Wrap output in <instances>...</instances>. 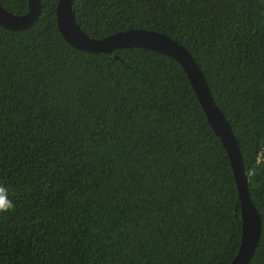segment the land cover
<instances>
[{"label": "trees", "instance_id": "1", "mask_svg": "<svg viewBox=\"0 0 264 264\" xmlns=\"http://www.w3.org/2000/svg\"><path fill=\"white\" fill-rule=\"evenodd\" d=\"M0 25V264H228L240 200L220 138L179 62L147 47L88 52L40 0ZM23 14L28 0H0ZM101 38L146 28L182 44L236 137L264 264V0H72Z\"/></svg>", "mask_w": 264, "mask_h": 264}, {"label": "water", "instance_id": "2", "mask_svg": "<svg viewBox=\"0 0 264 264\" xmlns=\"http://www.w3.org/2000/svg\"><path fill=\"white\" fill-rule=\"evenodd\" d=\"M56 23L64 39L73 47L88 52H110L125 47H147L174 58L185 71L214 133L228 156L236 184L241 214V235L238 250L228 264H247L252 257L261 234V217L254 206L248 190L242 155L232 128L216 104L208 82L190 52L168 35L146 28L125 31L94 38L82 30L72 9V0H58ZM41 10L40 0H28L23 14H14L0 3V25L6 29L20 30L30 27Z\"/></svg>", "mask_w": 264, "mask_h": 264}, {"label": "clouds", "instance_id": "3", "mask_svg": "<svg viewBox=\"0 0 264 264\" xmlns=\"http://www.w3.org/2000/svg\"><path fill=\"white\" fill-rule=\"evenodd\" d=\"M4 191V188L0 186V192ZM3 203H0V213L2 212H8L12 209H14L15 205L12 201H5L4 199Z\"/></svg>", "mask_w": 264, "mask_h": 264}, {"label": "built area", "instance_id": "4", "mask_svg": "<svg viewBox=\"0 0 264 264\" xmlns=\"http://www.w3.org/2000/svg\"><path fill=\"white\" fill-rule=\"evenodd\" d=\"M256 164H262L264 165V147H262L257 156H256Z\"/></svg>", "mask_w": 264, "mask_h": 264}, {"label": "snow or ice", "instance_id": "5", "mask_svg": "<svg viewBox=\"0 0 264 264\" xmlns=\"http://www.w3.org/2000/svg\"><path fill=\"white\" fill-rule=\"evenodd\" d=\"M0 203H3V200H2V198H0Z\"/></svg>", "mask_w": 264, "mask_h": 264}]
</instances>
